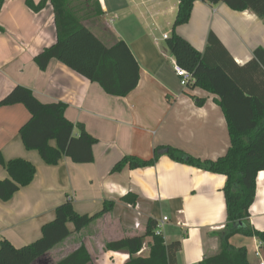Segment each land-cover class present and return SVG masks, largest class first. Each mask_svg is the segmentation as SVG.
I'll return each mask as SVG.
<instances>
[{"label":"crops","instance_id":"1","mask_svg":"<svg viewBox=\"0 0 264 264\" xmlns=\"http://www.w3.org/2000/svg\"><path fill=\"white\" fill-rule=\"evenodd\" d=\"M32 1L38 4L40 0ZM99 2L102 23L110 16L114 24L117 21L116 29L107 28L128 45L139 65L138 85L125 97L105 94L97 84L56 60H51L45 70L37 67L33 59L56 39L48 4L38 13L24 0H5L1 7L0 100L22 86L43 104L63 103L66 119L75 126L73 135L78 136V126L82 125L97 143L90 164H75L63 157L57 165H46L36 151L26 150L21 142L19 130L30 119L26 108L22 104L0 107L2 159H23L36 169L30 185L20 188L8 202L0 201V240L15 248L35 242L41 237L42 226L53 221L56 207L67 198L77 214L87 216L100 212L104 202H112L109 213L81 231L74 232L68 224L71 235L48 253L46 261L56 263L83 246L90 256L88 264H125L129 256L107 252L105 244L140 236L152 219L161 226L165 244L180 241L177 264H200L206 254L218 250L216 234L226 223V177L167 156L149 167L112 169L126 156L147 160L154 149L164 147L199 160L223 157L230 141L218 97L191 85L182 87L173 72L174 60L163 49L164 41H154L170 34L172 25L160 33L157 23L161 18L175 19L177 0ZM175 32L200 53L207 50L208 37L213 35L219 45H211L208 61L220 62L237 78L245 75L249 81L244 69H258L257 62H250L254 51L264 48V20L249 10L238 12L224 3L196 1L189 22ZM195 99L203 104L198 106ZM7 178L0 165V180ZM249 215L251 226L264 233L262 172ZM163 218L167 221L160 223ZM148 243L147 238L137 256H148ZM229 244L244 247L250 264L264 263V252L256 238L235 235Z\"/></svg>","mask_w":264,"mask_h":264},{"label":"trees","instance_id":"2","mask_svg":"<svg viewBox=\"0 0 264 264\" xmlns=\"http://www.w3.org/2000/svg\"><path fill=\"white\" fill-rule=\"evenodd\" d=\"M4 1L0 0V10ZM24 1L35 13L47 4L53 13L55 42L33 59L40 70H45L51 60H56L113 97H125L137 87L139 65L128 45L101 23L103 10L99 0H40L38 4L32 0ZM196 1L224 3L233 11L249 10L264 20V0H177L172 29L163 44V49L174 62L192 73V87L218 97V105L227 124L229 148L215 161L199 160L170 147L156 148L147 160L133 156L122 158L112 172L124 167L153 166L159 157L167 156L177 163L225 176L226 223L216 234L217 252L206 254L200 264H250L246 249L231 246L229 239L235 235L256 238L264 252V233L254 229L249 222L257 177L261 172L264 174V70H259L260 65L264 69V48L256 49L250 62H257L258 69H244V74L248 72L249 81L245 75L243 79L237 78L220 62H209L206 57L208 50L212 44L219 45L213 35L208 37L207 50L200 53L175 32L178 26L189 22ZM195 103L200 106L203 101L195 99ZM15 104H22L30 114L28 122L19 130L24 148L36 151L46 165H57L63 157L75 164L93 162V146L97 140L82 125L78 126V136L73 135L75 126L65 117V104H43L22 86H16L0 100V107ZM0 165L8 174L7 179L0 180V201L8 202L20 188L31 184L36 169L26 160L4 161L1 155ZM112 207V202H104L100 212L92 216L79 215L71 199L67 198L56 207L53 221L42 226L41 237L35 242L15 248L7 240H0V264H88L90 256L83 246L56 263L46 261V256L71 235L68 224L73 226L74 232H79L109 213ZM156 225V221L150 219L143 234L108 242L105 250L127 254L129 258L125 264H177L180 241L165 244L161 236L155 235ZM147 238L148 256L139 257L137 254Z\"/></svg>","mask_w":264,"mask_h":264},{"label":"built area","instance_id":"3","mask_svg":"<svg viewBox=\"0 0 264 264\" xmlns=\"http://www.w3.org/2000/svg\"><path fill=\"white\" fill-rule=\"evenodd\" d=\"M113 21L114 20L111 18L109 21H107V24L108 23L111 24V23H113ZM167 37H168V35L167 34H164L162 36L161 40L155 39L154 41L157 44L160 41L166 40ZM173 72H174L175 76L179 79L180 85L182 87H187V86H189L194 81L192 73L189 72V71H187L186 69L180 67L175 62L173 63ZM165 221H167V218H163L160 223H163ZM155 235L156 236H161V226H159L158 224L156 225ZM255 256L256 257L260 256V253H259L258 250L255 251ZM259 264H264V263L261 262Z\"/></svg>","mask_w":264,"mask_h":264},{"label":"rangeland","instance_id":"4","mask_svg":"<svg viewBox=\"0 0 264 264\" xmlns=\"http://www.w3.org/2000/svg\"><path fill=\"white\" fill-rule=\"evenodd\" d=\"M110 18H112V16L106 17V22L109 21ZM173 19H174V16H173L172 19H168L167 20V19H162L161 18V19L158 20V23L157 24H158V27L160 28V33H162L163 31H165V32L166 31H169L171 29V25H172ZM106 22L105 23H102V21H101V23L104 24L106 27H108V25H110L111 27H113L115 29L117 28V21L115 22V24L114 23H111V24L108 23L107 24ZM166 24H168L169 27ZM160 33L157 32V33H155V35H157V37H159L160 36ZM232 243H235V241L233 240ZM250 244H251V241H249V245ZM148 252H149V246H148Z\"/></svg>","mask_w":264,"mask_h":264},{"label":"bare ground","instance_id":"5","mask_svg":"<svg viewBox=\"0 0 264 264\" xmlns=\"http://www.w3.org/2000/svg\"><path fill=\"white\" fill-rule=\"evenodd\" d=\"M261 176H262V174H260L259 181H262V177Z\"/></svg>","mask_w":264,"mask_h":264}]
</instances>
